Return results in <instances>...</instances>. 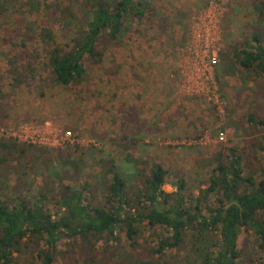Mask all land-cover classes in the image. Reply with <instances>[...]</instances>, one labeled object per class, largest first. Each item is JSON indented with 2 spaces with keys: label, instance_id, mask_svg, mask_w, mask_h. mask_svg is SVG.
I'll use <instances>...</instances> for the list:
<instances>
[{
  "label": "rangeland",
  "instance_id": "1",
  "mask_svg": "<svg viewBox=\"0 0 264 264\" xmlns=\"http://www.w3.org/2000/svg\"><path fill=\"white\" fill-rule=\"evenodd\" d=\"M148 1V18L129 24L122 41L107 47L101 63L86 64L85 81L68 87L55 83L44 69L48 48L38 33L47 27L58 43H67L71 30H63L59 10L71 7L81 12L82 1L9 0L7 5L2 0L9 10L0 15V104L6 115L0 127L41 136L47 142L42 147L53 149L38 147L32 153L26 148V161L52 157L59 162L61 155L70 156L75 165L63 174L62 183L75 188L98 184L102 163L111 155L121 160L129 156L145 170L153 162L163 165L168 192L184 178L197 194L220 148H237L251 170L264 168V128L245 124L248 114L264 116V78L228 59L232 48L263 30L264 21L254 9L258 0ZM25 37L32 40L24 41ZM204 50L206 58L217 60L210 74L199 71ZM210 77L214 84L208 85ZM2 139L7 138L0 135ZM40 162L35 170L27 169L21 182L0 165V194L17 184L22 192L31 184L40 187L48 175ZM144 235L137 251L127 246L123 234L119 244L148 260L146 248L156 237ZM116 244L101 243L90 250L65 240L59 245L57 264L120 263L123 257L113 253ZM239 247L245 264H260L251 238L242 235ZM16 264H34L31 251L20 255Z\"/></svg>",
  "mask_w": 264,
  "mask_h": 264
},
{
  "label": "trees",
  "instance_id": "2",
  "mask_svg": "<svg viewBox=\"0 0 264 264\" xmlns=\"http://www.w3.org/2000/svg\"><path fill=\"white\" fill-rule=\"evenodd\" d=\"M78 1H82L81 12L62 7L57 16L63 30H71L67 43H58L47 27L38 33L48 48L44 69L61 86L82 84L86 64L101 63L107 47L122 41L129 24L144 22L150 12L148 0ZM0 7V15L9 10L2 0ZM254 9L263 22L264 0H258ZM228 59L235 67L264 78V28L232 48ZM5 118L0 104V121ZM245 124L264 128V116L248 114ZM38 147L42 146L2 139L0 165L21 182L27 169L35 170L41 160L26 161V148L33 153ZM63 156L59 162L52 157L41 160L48 175L40 187L31 184L22 192L17 184L12 193L0 194V264H16L26 250L31 251L34 264H57L59 245L65 240L72 247L80 242L90 250L101 243H117L114 256L123 260L116 264H245L239 247L242 235L252 239L264 264V168L249 169L237 148H220L214 154L210 177L204 186L199 184L197 194L184 178L168 192V170L159 163H150L145 170L129 156L121 160L114 155L102 163L98 184L87 182L75 188L62 183L75 165L70 156ZM144 232L156 237L146 248L148 260L119 244L123 234L127 246L137 251Z\"/></svg>",
  "mask_w": 264,
  "mask_h": 264
},
{
  "label": "built area",
  "instance_id": "3",
  "mask_svg": "<svg viewBox=\"0 0 264 264\" xmlns=\"http://www.w3.org/2000/svg\"><path fill=\"white\" fill-rule=\"evenodd\" d=\"M208 46V44H205L204 47ZM207 56V50H204V55L201 57V65L200 67L202 69H200L199 71H201L203 73L206 74V71L209 72V74L212 72L213 70V66L216 65L217 60L213 57V59L211 57L206 58ZM212 78L210 77L208 80V85H210V83L213 82V80H211ZM210 81V82H209ZM214 91H215V86H212ZM214 95H216V92H214ZM216 103L220 106V102H219V98L216 95ZM0 135L9 139V140H14V141H18L20 143H25V144H33V145H40L41 144H47V142L45 140L42 139L41 136H28L27 133L24 130H20L19 134L16 133H10L6 130H4L3 128L0 127ZM224 136L221 135V139L223 140Z\"/></svg>",
  "mask_w": 264,
  "mask_h": 264
},
{
  "label": "crops",
  "instance_id": "4",
  "mask_svg": "<svg viewBox=\"0 0 264 264\" xmlns=\"http://www.w3.org/2000/svg\"><path fill=\"white\" fill-rule=\"evenodd\" d=\"M133 84V83H132ZM134 85V84H133Z\"/></svg>",
  "mask_w": 264,
  "mask_h": 264
}]
</instances>
